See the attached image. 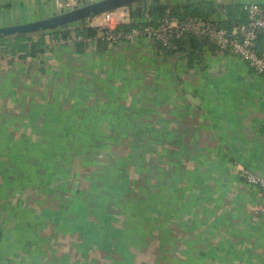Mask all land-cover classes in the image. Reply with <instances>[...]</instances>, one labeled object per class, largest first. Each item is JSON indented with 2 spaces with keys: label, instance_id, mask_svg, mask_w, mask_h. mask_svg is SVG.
<instances>
[{
  "label": "crops",
  "instance_id": "crops-1",
  "mask_svg": "<svg viewBox=\"0 0 264 264\" xmlns=\"http://www.w3.org/2000/svg\"><path fill=\"white\" fill-rule=\"evenodd\" d=\"M158 1L209 4L224 26L264 5ZM76 2L0 0V27ZM60 31L36 57L0 55V264H264L262 196L243 177L264 178V75L212 42L190 62L147 37Z\"/></svg>",
  "mask_w": 264,
  "mask_h": 264
},
{
  "label": "built area",
  "instance_id": "built-area-1",
  "mask_svg": "<svg viewBox=\"0 0 264 264\" xmlns=\"http://www.w3.org/2000/svg\"><path fill=\"white\" fill-rule=\"evenodd\" d=\"M244 11L248 16L246 23L233 21L228 26H224L220 18L206 19L191 15L180 17L171 7H168L157 25L133 28L126 33L116 32V29L122 24L133 23L130 6L109 11L91 19L96 20L95 28L106 30L109 45L123 38L133 41L140 37H147L164 47H171L173 41L192 35L200 39H209L220 52L239 57L256 73L264 75V45L262 49L259 46V41L262 39L264 41V5L247 4L244 6ZM75 40L78 38L72 33L68 41ZM243 177L248 184L259 188L262 196L260 210L264 212V178L251 172L244 173Z\"/></svg>",
  "mask_w": 264,
  "mask_h": 264
},
{
  "label": "trees",
  "instance_id": "trees-1",
  "mask_svg": "<svg viewBox=\"0 0 264 264\" xmlns=\"http://www.w3.org/2000/svg\"><path fill=\"white\" fill-rule=\"evenodd\" d=\"M146 1V0H145ZM144 2V1H142ZM142 2L135 4V11H132L134 21L132 24H122L117 29L116 32L126 33L131 31L133 28L143 27L145 25H154L158 23V21L163 17L167 10V6L161 5L158 0H155L154 4L143 5ZM206 7H210V10L201 11L200 4L197 7L191 6L190 12L187 13H179V10L172 8L173 12L180 17L184 15L191 16H199L203 18H210L215 11L212 10V7L209 4H205ZM133 8V5L130 6ZM210 13L212 15H210ZM188 16V15H187ZM185 17V16H184ZM142 19H146V21H141ZM89 19L82 21L79 27L75 29H68L69 26L61 27L62 36L65 39H69L70 35L74 33L78 40L76 42H92L97 38L104 39V41L109 45L106 36V30H100L95 27H91L89 25ZM231 23L230 20L227 22ZM156 25V24H155ZM45 32V31H44ZM45 33H35L29 35H15V36H3L0 37V55L2 57L5 56H17V55H28L32 57H36L39 54L45 52L48 48V43L44 36ZM209 39H200L198 37L187 35L182 39H178L173 41V45L171 47H164L162 44L157 43L159 49H162L166 54H173L176 52H183L188 57L190 62H193L195 59L199 60L202 55L204 47L210 43Z\"/></svg>",
  "mask_w": 264,
  "mask_h": 264
},
{
  "label": "water",
  "instance_id": "water-1",
  "mask_svg": "<svg viewBox=\"0 0 264 264\" xmlns=\"http://www.w3.org/2000/svg\"><path fill=\"white\" fill-rule=\"evenodd\" d=\"M144 0H77L73 7L54 13L52 16L21 23L12 26L0 27V37L29 35L44 31H53L65 26H72L94 16L117 10L122 7L135 5Z\"/></svg>",
  "mask_w": 264,
  "mask_h": 264
},
{
  "label": "rangeland",
  "instance_id": "rangeland-1",
  "mask_svg": "<svg viewBox=\"0 0 264 264\" xmlns=\"http://www.w3.org/2000/svg\"><path fill=\"white\" fill-rule=\"evenodd\" d=\"M91 1H95V0H91ZM151 1H152V0H146V1L144 0V2H142V4H143V5L150 4ZM131 9H133V10L135 11V10H136V9H135V5H133V8H131ZM133 10H132V11H133ZM88 22H91V19H89ZM74 25H75V24H74ZM72 26H73V25H72ZM46 32H47V31H46Z\"/></svg>",
  "mask_w": 264,
  "mask_h": 264
}]
</instances>
